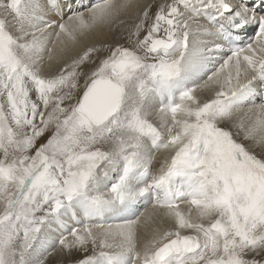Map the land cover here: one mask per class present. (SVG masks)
Listing matches in <instances>:
<instances>
[{
    "label": "snow or ice",
    "instance_id": "1",
    "mask_svg": "<svg viewBox=\"0 0 264 264\" xmlns=\"http://www.w3.org/2000/svg\"><path fill=\"white\" fill-rule=\"evenodd\" d=\"M0 264H264V0H0Z\"/></svg>",
    "mask_w": 264,
    "mask_h": 264
},
{
    "label": "bare ground",
    "instance_id": "2",
    "mask_svg": "<svg viewBox=\"0 0 264 264\" xmlns=\"http://www.w3.org/2000/svg\"><path fill=\"white\" fill-rule=\"evenodd\" d=\"M92 2H95V0H92ZM158 158H159V154H157ZM56 257L53 256L51 259H55Z\"/></svg>",
    "mask_w": 264,
    "mask_h": 264
}]
</instances>
